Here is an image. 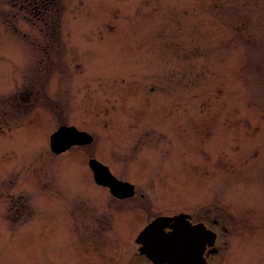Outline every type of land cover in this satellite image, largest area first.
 <instances>
[{"label":"rangeland","instance_id":"1","mask_svg":"<svg viewBox=\"0 0 264 264\" xmlns=\"http://www.w3.org/2000/svg\"><path fill=\"white\" fill-rule=\"evenodd\" d=\"M59 5L53 31L0 0V264H140L137 231L182 210L227 228L208 264H264V0ZM60 125L91 142L51 152Z\"/></svg>","mask_w":264,"mask_h":264},{"label":"water","instance_id":"2","mask_svg":"<svg viewBox=\"0 0 264 264\" xmlns=\"http://www.w3.org/2000/svg\"><path fill=\"white\" fill-rule=\"evenodd\" d=\"M91 140V136L85 131L60 125L48 135V146L52 152L59 153L71 145H85ZM87 166L93 182L106 186L114 197L132 195V185L113 177L104 164L94 158H88ZM182 216L162 215L148 221L135 235L134 242L139 244L138 251L150 258L153 264H206L196 241L187 242L188 239H184L180 226ZM171 220H174L172 229L163 232V228L168 227ZM186 246L189 248L185 249Z\"/></svg>","mask_w":264,"mask_h":264},{"label":"flooded vegetation","instance_id":"3","mask_svg":"<svg viewBox=\"0 0 264 264\" xmlns=\"http://www.w3.org/2000/svg\"><path fill=\"white\" fill-rule=\"evenodd\" d=\"M11 5H14L13 0H9ZM29 98V97H28ZM27 98V99H28ZM7 99V98H6ZM13 97H11V104ZM26 101V100H25ZM33 104V101H32ZM82 146V145H76ZM66 150L61 151L57 154H62ZM52 152V151H51ZM54 153V152H53ZM130 183V182H129ZM98 185V184H97ZM100 186V185H99ZM102 186V185H101ZM133 186V185H132ZM105 187V186H102ZM107 192L108 189L105 187ZM135 195L134 187L133 193L131 196ZM177 214H182L181 225L184 239H188L187 242L196 241L197 245L200 248V255L203 258V261L208 264L209 259L218 254L220 251L221 245L217 243L218 234L216 230H221L223 232H228L225 224L215 216H212L209 211H202L201 213L190 214V212L182 210L174 212L167 216H174ZM174 220L169 221V226L163 228V232H168L172 229L174 225ZM171 226V228H170ZM139 244L136 243V252L139 257L143 259V262L140 264H153L152 260L148 258L144 253L138 251ZM189 246H186L185 249H188ZM157 261V260H156ZM158 262V261H157Z\"/></svg>","mask_w":264,"mask_h":264},{"label":"trees","instance_id":"4","mask_svg":"<svg viewBox=\"0 0 264 264\" xmlns=\"http://www.w3.org/2000/svg\"><path fill=\"white\" fill-rule=\"evenodd\" d=\"M13 3L21 12L24 14L27 13L26 15H36L37 17H42L46 26L51 23L53 31L57 27V19L60 13L59 10L61 9L59 8V0H13ZM28 94H30V91L27 94L25 92L18 93L13 97L16 109L20 110V108H26L27 102L21 104L20 99L27 97ZM6 100L11 102V97ZM27 100L28 99L26 98V101ZM18 104H21V106Z\"/></svg>","mask_w":264,"mask_h":264}]
</instances>
